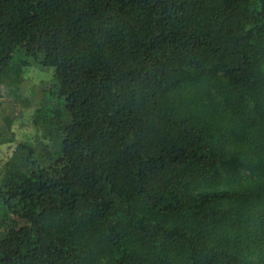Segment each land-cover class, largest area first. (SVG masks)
<instances>
[{"label": "trees", "instance_id": "obj_1", "mask_svg": "<svg viewBox=\"0 0 264 264\" xmlns=\"http://www.w3.org/2000/svg\"><path fill=\"white\" fill-rule=\"evenodd\" d=\"M31 65L0 264H264V220L218 208L264 159V0H0V82Z\"/></svg>", "mask_w": 264, "mask_h": 264}, {"label": "rangeland", "instance_id": "obj_2", "mask_svg": "<svg viewBox=\"0 0 264 264\" xmlns=\"http://www.w3.org/2000/svg\"><path fill=\"white\" fill-rule=\"evenodd\" d=\"M12 73L16 77L18 71ZM16 75L18 82L13 77L0 82V172L17 142L34 134L31 114L50 86L54 67L26 66ZM252 160L243 159L238 167L228 168L230 194L218 203L228 220H264V159Z\"/></svg>", "mask_w": 264, "mask_h": 264}]
</instances>
